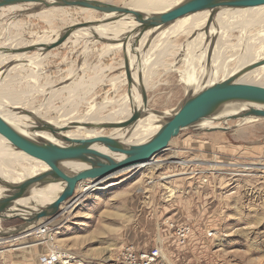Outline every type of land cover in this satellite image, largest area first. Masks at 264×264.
<instances>
[{"label": "rangeland", "instance_id": "1", "mask_svg": "<svg viewBox=\"0 0 264 264\" xmlns=\"http://www.w3.org/2000/svg\"><path fill=\"white\" fill-rule=\"evenodd\" d=\"M101 1L129 9L133 2ZM45 9L52 8L38 5L20 11L9 17L8 24L14 20L12 24L16 25L6 27L3 23L12 11L7 6L0 7V61L6 60L0 63V109L6 112L7 108L19 106V114L51 124L91 122L84 119L87 113H98L102 120H108L105 117L122 106L127 97L129 100L144 75L150 87L138 89L146 95L148 112H174L190 94L186 92L188 83L181 81L183 76L193 77L195 87L222 80L228 65H234L231 60L241 38L237 30L227 32V44L216 51L218 36L213 33L212 50L194 51L188 57L177 53L167 58L172 64L148 69L137 54L133 63L124 51L108 49L101 54L107 43L94 37L89 38L86 47L82 42H60L46 50L35 49L40 34H53L63 25L84 24L102 17L94 10L67 6L49 11L53 20L48 21L36 14ZM116 35L124 37V32ZM207 37L203 46L208 43ZM247 43L253 44L251 40ZM261 44L259 48L264 47ZM24 47L31 48L29 52L18 51ZM37 51L42 52L41 57L31 62ZM260 56L264 57L254 55L249 64L262 61ZM27 61L31 63L24 64ZM216 61L222 63L218 65ZM126 63L133 88L131 78L126 76ZM214 66L224 72L217 76ZM263 66L264 63L247 73L263 71L258 80L264 85ZM132 106L137 108L133 101ZM218 123L181 129L147 165L96 183L80 182L78 199L63 204L60 213L48 218L47 224L43 219L25 232L15 228L13 233L5 234L7 228L22 221L0 218V264H39L42 254L53 251L66 255L59 264H113L126 244L140 249L160 248L161 264H264V118L245 120L224 131L205 130ZM208 166L220 169L211 171Z\"/></svg>", "mask_w": 264, "mask_h": 264}, {"label": "bare ground", "instance_id": "2", "mask_svg": "<svg viewBox=\"0 0 264 264\" xmlns=\"http://www.w3.org/2000/svg\"><path fill=\"white\" fill-rule=\"evenodd\" d=\"M182 1L183 0H133V2H131V4H130L131 5L130 9L138 11V12H142L144 14H154V13L166 11V10L176 6L177 4H179ZM37 4L40 7L42 6L39 3H33V2L6 5L8 7V9H10L12 11L11 12L12 15H6L8 18L6 16L4 17V18H7V21H4L3 24L6 27L7 26L13 27L14 25H16V22L12 24V22L14 21V20H12V22H10L11 24H8L9 17H12L13 15L18 14L20 11L29 10V9L33 8V6L37 7L38 6ZM6 6H4V7L6 8ZM0 7L3 8V6H0ZM58 7H60V6H58ZM58 7L56 5H53V6H50L49 8H52L54 10ZM52 9H49V10L45 9L43 11L37 12L36 14L41 16L44 19H47L48 21L53 20V15L51 16L50 14H48L49 11H52ZM80 9L81 10H93V9L83 8V7H80ZM219 9H221V8H219ZM222 9H224V10L214 11L211 9H207V10L196 11L194 13L182 16V17L166 24L161 29H159V27H158V28H154V29H148L146 31H143L141 26L139 25V23L136 22L135 20H133L132 17H130L128 15H123V14L115 15V13H102V17L99 18L98 20L86 21L84 23V24H86L85 26H79L76 24L71 26V24H74V23H71L69 25H63L64 27L62 26L60 29H57L53 34H49V35L40 34L38 36V40L36 42L37 47H35V49H37L39 51L44 50V49L46 50L51 44L55 43L60 37H62L65 34H66V36L63 39V41L61 42V44H68L69 42H76V43L82 42L84 44V46L86 47L87 44L90 42L89 38L91 39L94 37L93 39H95L96 41H98L100 39H107V40H110L113 42H104L107 44L105 46H103V48H102L103 52L101 51L102 52L101 54H105L108 49L109 50H116L119 52L124 51V54L125 53L127 54L131 63H133L134 54H137V56H138L137 59L140 58V61L143 64V66L146 67L148 65L146 68L150 69L152 67L154 68L155 66H156V68H158V66L160 67L161 65L167 66L169 64H172V63L168 62L167 58L168 57L173 58V57L177 56V53H179L178 54L179 57H183V56L188 57L189 54L193 53L194 51H199L201 53V51H204V50L205 51H207L208 49H209V51L212 50V45H213L212 44L213 43L212 34L213 33H215L216 36H218L216 49H215L216 51H218L220 46L224 45L228 40V36L226 35L227 32H229L231 30H237L238 33L241 35L240 36L241 38L239 39V41L235 47L234 56L232 57V60H231L234 62V65L232 67H229V65H228L226 72L224 74H222L224 77L223 79L229 78L231 76H237L236 77L237 81L251 82V83H257V84L263 85L258 80L259 76H261V74L263 72V71H260V69L259 70L255 69L254 73H251V74L247 73L250 70H248L246 73H242V72L244 70H246L250 65L257 63V62H260V61H256V62L249 64L251 58H253L254 55L255 56L257 54H260V55L263 54L264 55V47L259 48V45L261 44L260 42H262L261 45L264 44V13L261 14L262 10H264V5L255 6V7H246V8H222ZM3 14H5V13H3ZM6 14H7V12H6ZM83 27H85V28H83ZM87 29L89 31H87ZM77 31H80V32H77ZM121 32H124V37H121L123 35H121V36L116 35V34H119ZM192 34L193 35L195 34L194 35L195 37H191ZM205 35L209 36V37H207L208 39H206L208 43L205 44L206 46L205 45L203 46V44H204L203 41L205 40ZM14 37H17V35H15ZM217 38H215V39H217ZM248 40L249 41L251 40V42H253V44L248 45V43H247ZM178 42H181V43L179 45H176V43H178ZM41 44L43 45L42 47H40ZM231 46H233V45H231ZM31 47H34V46H31ZM31 47L19 48L18 51L29 52L28 49ZM176 50H178V51H176ZM0 53H1V51H0ZM41 53L42 52L37 51L36 56L32 59L31 62H33L35 59L40 58ZM231 53H233V51ZM222 56H223V54H222ZM9 57H11V55H9ZM15 57H16V55H15ZM260 57H262V56H260ZM17 58H20V56H18ZM262 58H264V57H262ZM12 59H13V57H12ZM16 59H14V60L16 61ZM186 59H185V61H187ZM219 59H220V57H219ZM214 60H216V59H214ZM5 61H6L5 59H2L0 61L1 65ZM200 61H201V58H200ZM31 62L27 61V62H24V64L31 63ZM210 62H211V60H210ZM13 63H15V62H13ZM201 63H203V62H201ZM217 63L219 65L222 62L216 61V64ZM223 63H224V61H223ZM8 64H9V62H8ZM197 64H199V63H197ZM197 64H196V66L198 67L199 65H197ZM216 66H214L213 71L218 76L219 72H224V71L221 70L222 69L221 67H216ZM259 66H261V65H259ZM12 67H13V65H12ZM132 67H134V66H132ZM138 70H139V67L137 69H135V78L136 79L139 78L138 77ZM203 70H204V67H203ZM209 70H207V71H209ZM210 71H212V70H210ZM188 72H189V70H188ZM207 73L208 72H206V74ZM209 74H210V72H209ZM129 75H130V78L132 80L130 70H129ZM189 75H190V72H189ZM210 75H212V74H210ZM144 76L141 79L142 83L139 84L135 88V90L133 89L131 95L129 96V100L127 97L125 103L122 106L111 111L109 113L110 115L106 116L105 119L119 120V119L128 117L133 110L132 109L133 106L130 108V106L132 105V101L134 102L135 107L142 108L141 90H139L138 87L143 86V85H144L143 88H145V89L150 87V80H147L148 78L145 79ZM204 77H206V76H204ZM192 78L193 77H190V76H187V77L183 76V78L181 79L182 83L185 81H186V83H188L189 86L186 87V89H187L186 92L190 93V94L200 90L203 87H206V86L211 85L212 83L216 82V81H214L212 83L205 84V85H202L200 87H195V85H193V83L195 81ZM204 80H202V82ZM132 82H133V80H132ZM131 87L132 88L134 87V82L132 83ZM137 90L140 93L139 95H138ZM18 107L19 106L14 105L10 108H7L6 112L3 111L4 113L0 109V115L2 117H4L6 120L10 121L11 123L20 127L21 129H23L25 131H30L31 134L34 135L36 138L41 139V140L52 141V142L59 144V145H66V144L64 142H62V140L51 135L49 133V131H47V130L33 131L32 128H34L35 126L47 127V125L50 124L51 128H53L54 130L56 129L58 131H60L62 128L67 127L68 128L67 132H65L66 131L65 130V131H61L60 133H63L64 135L71 137V138L105 137V138L122 139L126 143H142V142L149 140L154 135V133L157 130H159V128L165 122L166 116H170L173 113L171 111L172 110L171 109V110H168L166 112H163L162 115H159V114L154 113V112L153 113L148 112L150 110L147 107L148 109L146 110V115L144 117H142L141 119H139L132 127H130L129 129H117V128L86 127L85 126L86 124L92 125L93 121H96L94 123L104 121V120H102L103 117H98V113H89V114L87 113V115L84 119H88L91 122H88V121H86V122H84V121H82V122H80V121H69V122H64V123H60V124H51L48 122H44L43 120H40V121L37 120L36 121V120L30 118L27 114H19V112L21 111V107H19V108ZM251 107L264 108L261 105H257V104H253V103H247V102H243V101L232 102V103H228V104H225V105L219 107L212 114H210L206 118L196 122L194 125L197 124L198 127H201L200 125H202V124H206V123L210 122L209 125H211V121H215V122L217 121V123L218 122H220V123H218L217 126L210 127V128H229L232 126L238 127V126L242 125L245 122V120L257 119V118H261V117L246 116L244 118H236V119H228L227 117L240 114L241 112H246ZM137 108H135V109H137ZM108 120H106V121H108ZM219 120H221V121H219ZM74 128H89L88 129L89 131H85L82 133V132H79L78 129H74ZM207 129H209V128H207ZM17 149L19 151H17ZM81 151H82V153L87 154V155H94V156L95 155L96 156L109 155V156H113L112 151H110L109 149H107L105 147L97 145V144H86L81 149ZM50 167H51V165L47 161L33 155L32 153H30L26 150H23V149L17 147L12 141H10L8 138H6L5 136L0 134V178L4 179L6 181L12 182V183H18V182H21L25 179L33 177V176L43 172L44 170H47ZM64 167L71 172H77V171L83 170L85 168L83 165H81L79 163H66L64 165ZM208 169L211 171L212 170L216 171V170H219L220 168L214 167V166H210V167L208 166ZM127 170H129V169H127ZM124 171H126V170H124ZM124 171H122V172H124ZM64 185H65V183H63V182L47 183V184L41 185V186L37 187L36 189L30 191L28 193L27 197L18 200V204L27 205V206H29V208L31 210L36 211V210H38V207L44 206V205L48 204L49 202H51L58 195V193L62 190ZM8 193H9V191L0 185V197L6 195ZM66 203H68V202H66ZM13 208L14 207H12L10 210H16ZM7 214L11 215V213H7ZM24 214L30 215L31 213L26 212ZM44 219H46L45 224L49 223V221L47 220L48 218H44ZM35 227H33V228H35ZM27 229H30V228H27ZM27 229H24L22 232H25ZM10 230H12V229H10ZM0 232H1V230H0ZM40 232H42V231H40ZM0 238H2V237H0Z\"/></svg>", "mask_w": 264, "mask_h": 264}, {"label": "water", "instance_id": "3", "mask_svg": "<svg viewBox=\"0 0 264 264\" xmlns=\"http://www.w3.org/2000/svg\"><path fill=\"white\" fill-rule=\"evenodd\" d=\"M39 3L44 7L53 5L60 7H83L93 9L100 13H115V15H128L139 23L143 31L154 28H161L166 24L191 13L207 9L219 8H246L264 5V0H183L176 6L159 13L144 14L131 10L125 6H119L101 0H0V6L13 5L18 3ZM86 24H79L85 26ZM74 28V27H73ZM66 34L60 37L48 48L63 41ZM104 42H113L107 39H100ZM264 63V60L250 65L242 73L252 70ZM126 76L130 80L128 64L126 63ZM237 76L216 81L211 85L188 94L177 109L166 116L165 122L154 135L142 143H126L122 139L95 137V138H71L61 131L50 127L35 126L33 131L47 130L51 135L62 140L66 145H59L52 141L41 140L25 131L0 115V134L12 141L17 147L26 150L33 155L47 161L51 167L43 172L25 179L18 183H12L0 178V185L6 188L9 193L0 197V218H18L22 221L17 226L7 228L5 234H11L14 229L22 232L24 229L35 227L44 218H54L60 213L62 205L66 202H74L78 199L76 193L77 185L82 181H102L108 177L118 174L127 169L142 167L150 160L164 151L170 141L176 137L180 130L194 126V124L210 114L219 107L232 102H247L264 107V85L236 80ZM142 108L133 109L131 114L119 120L100 121L86 124V127L129 129L139 119L146 115L147 99L144 91H141ZM162 115L163 112H156ZM246 116H257L264 118V108L251 107L246 112L229 116L228 119L244 118ZM38 120V119H37ZM40 121V120H38ZM227 130L228 128H209L206 131ZM86 144H97L113 152V156H94L82 153L81 149ZM66 163H79L85 168L77 172L67 170ZM63 166V167H62ZM65 169V170H64ZM65 183L58 195L48 204L38 207L33 211L27 205L18 204V200L27 197L28 193L37 187L47 184ZM12 207L16 210H10ZM29 212L30 215L24 213ZM7 213H11L8 215ZM12 229V230H10Z\"/></svg>", "mask_w": 264, "mask_h": 264}, {"label": "built area", "instance_id": "4", "mask_svg": "<svg viewBox=\"0 0 264 264\" xmlns=\"http://www.w3.org/2000/svg\"><path fill=\"white\" fill-rule=\"evenodd\" d=\"M179 231V230H178ZM180 233H183L181 230ZM66 255L61 251H53L51 253L42 254L39 257V264H59ZM161 250L158 247L149 249H140L136 245L126 244L117 253L113 264H161ZM67 261L66 264H68Z\"/></svg>", "mask_w": 264, "mask_h": 264}]
</instances>
